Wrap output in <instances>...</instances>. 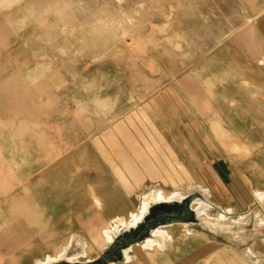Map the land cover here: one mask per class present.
I'll return each instance as SVG.
<instances>
[{
    "label": "rangeland",
    "instance_id": "rangeland-1",
    "mask_svg": "<svg viewBox=\"0 0 264 264\" xmlns=\"http://www.w3.org/2000/svg\"><path fill=\"white\" fill-rule=\"evenodd\" d=\"M259 195L264 0H0V264H264Z\"/></svg>",
    "mask_w": 264,
    "mask_h": 264
},
{
    "label": "crops",
    "instance_id": "crops-1",
    "mask_svg": "<svg viewBox=\"0 0 264 264\" xmlns=\"http://www.w3.org/2000/svg\"><path fill=\"white\" fill-rule=\"evenodd\" d=\"M73 176H75V173H74ZM117 181L119 183H121V181H123V180L117 179ZM67 183L62 188L64 189L66 187L65 188V189H67L66 192L69 194L67 196V198L69 196H73V199L72 200L69 199L67 202L70 201V203H69V205L71 206L70 209L79 212L78 219L81 222L83 221V223L85 225V220L84 219H86L88 217V215L90 214L89 212H94V211H92V209L94 210V208H92L93 206L90 207V202L91 201L88 202V200L84 199L85 190L81 191L82 194H80V196L82 198L80 197L81 199H77L76 181H75L74 184H72L70 182L68 184ZM85 187H86V185L84 183H82V188H85ZM99 187H101V185L100 186H96V187H92V188H93V195L95 194L99 198V200H101L100 202H97L98 204H100V209L98 210V208H96L97 214H95L94 217H92V218L89 217L90 219H94L95 218L96 222H106L112 216L117 215V212L121 213V211L124 210V205H121V204H123V203H131L132 202V200H130V199L126 200V201H125V199L124 200L109 199L107 195H105L104 198L101 195L99 197V191H100ZM123 188H124V184H123ZM60 209H61V207L59 208V210ZM66 209H67V207H66ZM68 210H69V208H68ZM92 214H94V213H92ZM166 221L167 220H164L162 222H166ZM93 222L94 221L92 220L90 224L93 225L94 224ZM157 222H159V221H157Z\"/></svg>",
    "mask_w": 264,
    "mask_h": 264
},
{
    "label": "bare ground",
    "instance_id": "bare-ground-1",
    "mask_svg": "<svg viewBox=\"0 0 264 264\" xmlns=\"http://www.w3.org/2000/svg\"><path fill=\"white\" fill-rule=\"evenodd\" d=\"M160 195H162V194H160ZM152 197V196H151ZM154 197V196H153ZM259 197H260V200H264V195H259ZM257 198V197H256ZM173 199H179V200H181L182 199V194H174V195H172L171 197H170V200L172 201ZM169 200V199H168ZM259 200V199H258ZM208 205H210V204H206V203H201L200 204V207L197 209V213H198V215H200V216H206V217H208V215H207V211H205L206 210V206H208ZM211 206V205H210ZM209 206V207H210ZM196 209V208H195ZM196 211V210H195ZM221 216V215H220ZM226 216V215H225ZM218 222L219 221H221V220H217ZM222 222V221H221ZM110 232V231H109ZM104 234V240L106 241V243L107 242H109L110 241V239H111V233H108V232H105V233H103ZM115 234V233H114ZM155 234H157V235H159V237L161 236V237H163L165 240H170V236H169V234L166 232V231H156L155 232ZM114 237V236H113ZM156 237V236H155ZM158 242H160L161 243V241L159 240V239H155V240H150V241H147V243L144 245L145 247H152L153 245H156V244H160V243H158ZM104 251V250H103ZM68 253V252H67ZM68 257V256H67ZM61 258H64V257H61ZM67 260V259H66Z\"/></svg>",
    "mask_w": 264,
    "mask_h": 264
},
{
    "label": "flooded vegetation",
    "instance_id": "flooded-vegetation-1",
    "mask_svg": "<svg viewBox=\"0 0 264 264\" xmlns=\"http://www.w3.org/2000/svg\"><path fill=\"white\" fill-rule=\"evenodd\" d=\"M190 210H189V207L188 205H186L185 209H183L182 213H176V214H161V215H158L155 219H150L149 222L146 224V226L144 227V229L141 231V232H137L139 233L138 237L133 240H139L141 238H143V234L148 231H150L151 228H154L157 224V221H164V220H184V219H188L189 216H190ZM132 240V241H133ZM129 241V240H128ZM124 245H126V241L124 242Z\"/></svg>",
    "mask_w": 264,
    "mask_h": 264
},
{
    "label": "water",
    "instance_id": "water-1",
    "mask_svg": "<svg viewBox=\"0 0 264 264\" xmlns=\"http://www.w3.org/2000/svg\"><path fill=\"white\" fill-rule=\"evenodd\" d=\"M187 205H189V203L187 204ZM154 228H151L150 229V231L151 230H153ZM149 231V232H150ZM146 235H148V231H146L144 234H143V238L146 236ZM142 239V238H141ZM141 239H139V240H133V241H128V240H126V246H132V245H134V244H137V243H139L140 241H141Z\"/></svg>",
    "mask_w": 264,
    "mask_h": 264
}]
</instances>
